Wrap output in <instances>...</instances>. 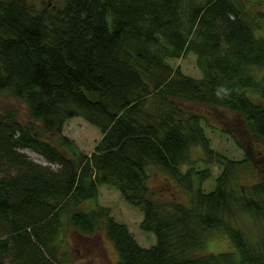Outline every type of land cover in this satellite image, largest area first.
Returning a JSON list of instances; mask_svg holds the SVG:
<instances>
[{"label": "trees", "instance_id": "obj_1", "mask_svg": "<svg viewBox=\"0 0 264 264\" xmlns=\"http://www.w3.org/2000/svg\"><path fill=\"white\" fill-rule=\"evenodd\" d=\"M258 4L50 0L40 8L31 0H0V95L24 102L30 119L0 114V264H73L71 232H103L118 264H264V172L247 150L235 160L213 149L207 119L184 105L236 112L251 139L264 141ZM189 54L201 78L169 62ZM221 86L231 90L223 99L216 95ZM78 117L102 135L90 155L63 134ZM153 169L188 203L155 192ZM213 171L215 188L207 192ZM102 187L142 211L141 230L156 237L152 247H142L98 203ZM217 237L234 251L208 253Z\"/></svg>", "mask_w": 264, "mask_h": 264}, {"label": "rangeland", "instance_id": "obj_2", "mask_svg": "<svg viewBox=\"0 0 264 264\" xmlns=\"http://www.w3.org/2000/svg\"><path fill=\"white\" fill-rule=\"evenodd\" d=\"M38 7H44L50 4V0H31ZM259 4L255 6L257 11L264 12V0H258ZM170 64L181 70L188 76L201 78V72L197 65V57L194 54H189L186 58L179 60H170ZM256 103H261L256 98H253ZM190 110L204 116L211 127H207V135L211 139L212 148L235 160H242L248 155L256 163L258 173L261 175L264 172V141L251 139L247 134L243 118L236 112L230 110L214 108L211 106L184 103ZM14 114L22 123H28L27 106L21 100L8 96L7 94L0 95V114ZM63 134L73 140L80 151L90 155L96 148L102 135L99 129L89 124L83 118H74L69 120ZM239 142L241 147L237 144ZM54 140V139H53ZM52 140V141H53ZM244 148V149H243ZM197 158L203 159L204 154L201 149L196 150ZM20 152L29 156L36 163L42 164L41 159L45 160L41 155L31 149H20ZM36 156L39 161L34 159ZM45 162H47L45 160ZM45 165V164H42ZM53 170H58L60 167L57 164L47 163ZM201 163L199 168H204ZM183 170H186L184 168ZM263 171V172H262ZM218 172L213 171V177L207 181L203 189L207 192L215 188V180ZM198 185V182L196 181ZM150 187L157 193L166 194L164 198H170L175 195L181 200H185L184 192L163 172L158 169H153L150 178ZM188 203V198L183 201ZM98 203L101 206L110 209L116 221L128 226L130 232L134 235L136 241L144 248H150L156 243L154 234L145 233L141 230L140 224L143 220L142 211L134 206H131L122 198L121 194L114 188L102 187L100 189ZM94 203H87L86 208L94 207ZM68 247L72 252L73 264H118L119 256L113 244L108 240L103 232L93 237L80 236L77 233H69L66 237ZM234 248L229 244L224 237H217L209 241L207 245L208 253H224L232 252Z\"/></svg>", "mask_w": 264, "mask_h": 264}, {"label": "clouds", "instance_id": "obj_3", "mask_svg": "<svg viewBox=\"0 0 264 264\" xmlns=\"http://www.w3.org/2000/svg\"><path fill=\"white\" fill-rule=\"evenodd\" d=\"M230 91H231L230 89L221 86V87H219V88L217 89L216 95H217L218 98L223 99L224 96L230 94ZM222 94H223V95H222Z\"/></svg>", "mask_w": 264, "mask_h": 264}, {"label": "bare ground", "instance_id": "obj_4", "mask_svg": "<svg viewBox=\"0 0 264 264\" xmlns=\"http://www.w3.org/2000/svg\"><path fill=\"white\" fill-rule=\"evenodd\" d=\"M32 157H34V159H36L37 161H39V158H37L36 156H32ZM39 162H41L42 164L47 165V162H45V160H43V159H41V161H39Z\"/></svg>", "mask_w": 264, "mask_h": 264}]
</instances>
